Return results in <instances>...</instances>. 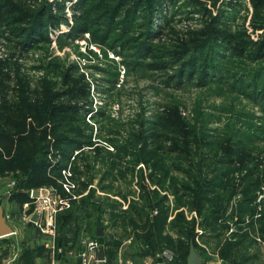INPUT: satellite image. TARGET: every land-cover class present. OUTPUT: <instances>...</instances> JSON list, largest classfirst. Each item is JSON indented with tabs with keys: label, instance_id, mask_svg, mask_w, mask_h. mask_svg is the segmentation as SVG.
<instances>
[{
	"label": "rangeland",
	"instance_id": "rangeland-1",
	"mask_svg": "<svg viewBox=\"0 0 264 264\" xmlns=\"http://www.w3.org/2000/svg\"><path fill=\"white\" fill-rule=\"evenodd\" d=\"M24 1L51 3L57 16L23 41L25 23L0 15V119L32 101L26 128L38 137L46 126L55 183L31 188L57 187L72 205L57 212L52 238L94 237L100 227L125 255L154 249L164 264H182L192 239L202 264H231L221 250L235 240L236 264H264V0H98L106 14L90 10L96 0L9 3ZM47 103L65 111L48 105L40 122ZM21 175L19 166L0 173L9 224L49 236L28 219L30 193L11 198ZM240 206L254 210L239 216Z\"/></svg>",
	"mask_w": 264,
	"mask_h": 264
},
{
	"label": "trees",
	"instance_id": "trees-1",
	"mask_svg": "<svg viewBox=\"0 0 264 264\" xmlns=\"http://www.w3.org/2000/svg\"><path fill=\"white\" fill-rule=\"evenodd\" d=\"M81 1H83V0H81ZM97 2H98V4H97ZM99 3H100V1L96 0V3L94 4V6L90 7V10H94V9L100 10L101 9L99 13L100 14H106V12H105V11H107V8L105 7L106 3H103V2L100 4ZM29 4H30V6H29ZM50 4L43 2L39 6L36 4H31L29 1L28 2L24 1L23 4H19L17 6V4H15V3H9V0H0V15L3 17H7V18L10 17V20L22 21L25 23V25L27 24L26 26L25 25L19 26V28H20L19 30H21V32L19 33V36L24 37L23 41L30 40L32 38L36 39L37 37L44 35V33H45L44 29L47 26V24L49 23V21H47L44 17L46 15H48L52 19L53 18L56 19L57 14L52 13ZM55 4L57 6L59 4V2L58 3L55 2ZM12 12L16 13V14L15 15L10 14V16H4L3 15V14L6 15L7 13H12ZM10 20L6 19V21H8V23H11V22H9ZM263 24H264V22H263ZM53 26H55V24ZM75 29H76V27H74V31H75ZM78 29L79 30H86V29H88V25L86 24V25L78 26ZM7 31L9 33H11L12 35H15L17 33V31H14V28H11V27L9 29H7ZM106 32H109V31H106ZM109 36H110V33L103 35V37H104L103 40L107 39V41H108ZM113 36H117V35H113ZM114 38H112V39L115 40ZM116 46H117V44L115 43L114 45L110 46V49L113 52L116 49L115 51L118 52ZM105 49H103L104 53H106V51L109 48L107 50H105ZM119 71H120V68H119ZM1 80H3V79H0V81ZM0 95H3V93H0ZM23 97L28 98V99H32L27 95H25ZM38 103H40V102H38ZM48 105H51L52 108L56 111H60V112L65 111V109L63 108L64 106L61 103H57V104L47 103V104L42 106V108L45 110V112L43 114L44 115L43 118H40V122L44 121L47 118V115H48L47 114L48 113L47 112V106ZM35 106H36V104L34 102L28 101V103H24L21 106V108H23L24 110H18V112L16 114H8V115L4 114V116L0 119V147L4 151L9 153L11 151V145L16 144L15 151L10 156V158L4 159L3 157L0 156V173L5 174V172L8 168H14L17 166H19L22 170L21 179H19L16 182V187L17 188L19 187V189H17L16 192L12 193V194H15L11 197L12 199L17 198V197H19V199L20 198H27V197L29 198V188L37 186V184H39L40 182L45 181V182L55 183L54 178L47 177V172H46V168L48 165V159L46 158V151H47V147H48V142H47L46 136H45L46 135V126H42L41 129H43V130L37 132L38 137H32V134L34 133V127L32 125H30L28 128H26L27 124L24 122V119L27 115L31 116V114L34 113L32 111V109H35ZM2 107L3 106L0 105V109ZM31 107H34V108H31ZM168 114H169V112H168ZM62 121L63 120H61L59 123H57L55 128L60 129L59 125H61ZM60 138H62V137H56L54 142H57V140H58V142L60 143ZM65 138H72V137L66 136ZM72 139H74V138H72ZM58 142H57V144H58ZM77 144L79 145L80 142H78ZM97 147H99V146H97ZM119 148H122V147H119ZM140 150H141V148H138L137 152H135V150H133V151L135 152V154H137V156H141ZM62 154L66 155L64 151ZM134 161H137V160H134ZM80 184L85 186V181L81 180ZM186 187L189 188V186H186ZM245 197H249V196H245ZM73 201L74 200H72V202ZM240 202H248V200H241V201H239V203ZM150 205H152V199L151 198L148 201H145L144 206H150ZM217 205H219L217 209L225 207V204L221 203V202H219V204H217ZM69 209L70 208L65 209L67 211L66 212L67 215L70 213ZM246 209L248 210L247 212L252 213L254 210V207L252 206L250 209H248L247 206H240L239 210H238V215L241 216L242 214H244L246 212L244 210H246ZM262 209H263V217H264V205H263ZM140 210H142V209H140ZM217 213H219V212H217ZM262 221L264 223V218ZM61 223H62V221L59 222V224H61ZM31 224L34 225L32 222H31ZM61 225H63V224H61ZM61 225H59V229L61 228ZM96 233H97V230H96ZM96 236H97V239H99V241H100L99 245L103 246V250H104L105 255H106L105 256L106 257V263H108L111 261L112 255L116 252V249L119 247L118 246L119 244L118 245H110V243L108 242L109 240H105L102 237L103 236L102 232L100 233V235L96 234ZM96 236H94V237L96 238ZM147 239H148V237H147ZM170 241H171V239L169 238V242ZM190 242H192L194 246L196 245L195 241L193 239ZM190 242L186 243V245H185V243L181 245V248L184 247L183 263L182 264H186V256L188 253ZM55 243L57 244V246H60L62 249H67L68 247H72V246L76 247L79 244V240L76 238H69L66 236V234H63V232H62V234L57 236V238L55 239ZM236 244H238V243L235 242V240H228L225 243L223 249L221 250V254L223 255V257L227 258L229 261H231V264H236V255L232 254V252L230 251L232 247H235V249H236ZM46 249L47 248L44 246L43 243H38L34 247L25 248L18 264H33V257L35 255L40 254V253H43V252L45 253ZM140 252H142V253H147V252L150 253L151 252L154 255L156 254V251L154 249H148V250L147 249H140ZM58 253L60 254L61 251H58ZM245 258L246 257H243V259H245Z\"/></svg>",
	"mask_w": 264,
	"mask_h": 264
},
{
	"label": "crops",
	"instance_id": "crops-1",
	"mask_svg": "<svg viewBox=\"0 0 264 264\" xmlns=\"http://www.w3.org/2000/svg\"><path fill=\"white\" fill-rule=\"evenodd\" d=\"M2 208L3 214H5V221L9 224V216L7 211H5V206L3 205ZM11 229V232L0 235V264H5V262L18 264L25 248L34 247L38 243H43L47 249L45 253L43 252L33 257V264H82V259L79 254L81 250L80 239L76 247L62 249L60 246H57L53 238L49 236L44 237L38 230L37 234H41L40 236H42V238L40 237L37 239L30 238L28 233L25 231L23 232L17 225L16 227L12 225ZM58 251H61V253L59 254ZM103 253L104 258L100 259L97 264H164V257L162 258L157 254L154 255L151 252L142 253L137 251L135 254L126 253L125 255L123 246L116 249V252L112 255L111 261L108 263H106L104 250ZM90 260L91 259H89V261Z\"/></svg>",
	"mask_w": 264,
	"mask_h": 264
},
{
	"label": "built area",
	"instance_id": "built-area-1",
	"mask_svg": "<svg viewBox=\"0 0 264 264\" xmlns=\"http://www.w3.org/2000/svg\"><path fill=\"white\" fill-rule=\"evenodd\" d=\"M120 72L121 75H123L124 67L121 66ZM63 186L66 190H70V184L68 182H65ZM33 189L35 188H31L29 190V193L32 198L31 201H33L34 203V207L32 213L28 216V219L44 234H47L49 236L54 235L56 214L58 211L68 208L71 205L70 196H62L58 188L54 186L46 185L39 187L38 193L35 195L32 194ZM28 203V201H25L23 205L27 206ZM33 214H35L36 216L34 219H31ZM3 215L5 217V214ZM80 244L81 250L79 254L82 259V264H97L100 261L97 256V249L99 247L98 240L95 237L81 238ZM165 256L170 257L171 252L169 250H166ZM89 259L91 260L89 261ZM5 264L10 263L5 262Z\"/></svg>",
	"mask_w": 264,
	"mask_h": 264
},
{
	"label": "water",
	"instance_id": "water-1",
	"mask_svg": "<svg viewBox=\"0 0 264 264\" xmlns=\"http://www.w3.org/2000/svg\"><path fill=\"white\" fill-rule=\"evenodd\" d=\"M38 193V189H33L32 190V194H37ZM35 214L32 215L31 219L35 218ZM12 229L10 227V225L5 221V217L3 215V208L1 206L0 203V235L6 234L11 232ZM101 230L100 227L97 228V235H100ZM97 256L99 259H103L104 258V253H103V247L99 246L97 249ZM186 264H202V260L200 258L199 253L195 250L194 245L192 242L189 243V249H188V253L186 256Z\"/></svg>",
	"mask_w": 264,
	"mask_h": 264
}]
</instances>
